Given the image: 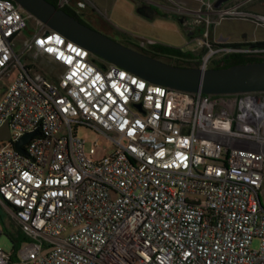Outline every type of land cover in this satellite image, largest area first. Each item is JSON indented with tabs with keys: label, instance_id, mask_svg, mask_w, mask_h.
Segmentation results:
<instances>
[{
	"label": "built area",
	"instance_id": "obj_1",
	"mask_svg": "<svg viewBox=\"0 0 264 264\" xmlns=\"http://www.w3.org/2000/svg\"><path fill=\"white\" fill-rule=\"evenodd\" d=\"M220 15L264 24L237 5ZM28 28L22 7L0 0V80L17 70L0 101V127L11 130L0 141V199L28 237L13 253L0 246V264H264V91L152 83L99 66L52 29L19 52ZM194 44L203 49L189 60L203 69L232 53L264 58L263 45ZM40 57L58 72L39 71ZM81 126L117 150L98 158ZM35 130L22 153L16 142Z\"/></svg>",
	"mask_w": 264,
	"mask_h": 264
},
{
	"label": "water",
	"instance_id": "obj_2",
	"mask_svg": "<svg viewBox=\"0 0 264 264\" xmlns=\"http://www.w3.org/2000/svg\"><path fill=\"white\" fill-rule=\"evenodd\" d=\"M14 1L49 29L60 32L106 62L136 73L152 83L183 91L216 95L264 91V61L206 69L199 66L176 65L114 39L48 0ZM218 1L216 7L221 8L222 4L229 0ZM148 16L151 17V14ZM37 133L38 130H35L22 136L16 142L18 150L26 153L24 145ZM10 138V127L5 124L0 127V141Z\"/></svg>",
	"mask_w": 264,
	"mask_h": 264
},
{
	"label": "rangeland",
	"instance_id": "obj_3",
	"mask_svg": "<svg viewBox=\"0 0 264 264\" xmlns=\"http://www.w3.org/2000/svg\"><path fill=\"white\" fill-rule=\"evenodd\" d=\"M89 1V0H88ZM93 2H99L101 10L106 16L114 22L115 26H105L104 30L110 32L109 36L116 40L124 39L123 33H127L132 36L134 43H141L142 41H155L172 46L182 47L185 50H192L193 53H198L200 49L196 44H189L186 31L180 21L169 14L165 10L158 12L153 18H147L138 12V5L140 0H92ZM168 1L170 0H159ZM255 6L261 7L262 1L255 0L253 3ZM29 16V28L24 31L16 42V49L19 52L23 51L25 39L32 36L33 33L45 31L49 29L48 26ZM217 29L220 33L228 34V31L234 34L238 39L243 38L244 34L251 35L253 32H258L264 37V24L257 22L254 19H245L230 16L225 18L217 25ZM106 33L105 31H103ZM107 34V33H106ZM137 49V48H136ZM35 65L39 71L46 75H53L58 72V68L55 64L51 63L47 57H40L35 59ZM172 63L177 62L175 59L170 60ZM194 65V64H193ZM17 70L12 69L11 73L4 76L0 80V101L3 98L7 87L14 81ZM79 135L85 139L86 147L89 149L98 146V158H104L111 156L116 150L117 146L114 141L103 133L96 132L86 126L79 128ZM261 200L264 205V186L261 190ZM11 213L0 204V224L2 220L7 224L9 233L18 234V223L14 219L11 220ZM9 233L5 230L0 236V246L8 253L15 251L13 242L10 239ZM260 244L259 239L254 240L253 246L258 247Z\"/></svg>",
	"mask_w": 264,
	"mask_h": 264
},
{
	"label": "flooded vegetation",
	"instance_id": "obj_4",
	"mask_svg": "<svg viewBox=\"0 0 264 264\" xmlns=\"http://www.w3.org/2000/svg\"><path fill=\"white\" fill-rule=\"evenodd\" d=\"M233 1L234 0H229L224 2L221 8L216 7V4L219 1L215 0L210 6H202L200 10H184L180 7H177L174 11L167 10L166 13H172L171 15L176 17L183 25L189 44H194L196 40L200 39L212 47H217L221 42H226L234 46L244 44H262L264 46V38L261 40L252 41L249 39L248 34H244L243 38L235 40L232 38L231 34H224L218 31L217 25L220 22V18H222L220 12L222 9L232 7L230 5ZM250 1L253 0H247L246 3ZM168 3V1H161L156 6L154 12L158 13L162 12L163 10L166 11V8H169ZM100 5L101 4L99 2H93L92 0H67L62 8L69 11L70 14L74 15L82 22L103 32L105 26L113 27L115 24L101 10ZM139 10L146 13L147 15H153L152 12H150V10L144 6H140ZM225 57L226 56H224L223 59Z\"/></svg>",
	"mask_w": 264,
	"mask_h": 264
},
{
	"label": "trees",
	"instance_id": "obj_5",
	"mask_svg": "<svg viewBox=\"0 0 264 264\" xmlns=\"http://www.w3.org/2000/svg\"><path fill=\"white\" fill-rule=\"evenodd\" d=\"M50 2H52L53 4L58 6L59 0H48ZM66 10V9H65ZM67 11V10H66ZM69 12V11H67ZM122 37L124 39H121L120 41L125 43L128 46H131L133 48H137L141 51H143L144 53H147L151 56L157 57L159 59H162L166 62L172 63L170 60L175 59L177 62H173L172 64H176V65H181V66H194L193 62H191L189 59L192 58L194 56V53L192 50H185L182 47H177V46H172V45H168V44H164V43H160V42H154L149 44L148 48H141L139 47L138 43H134L132 36H130L127 33H123ZM92 59L94 62H96L99 66L105 67L107 64H109L108 62H106L104 59L93 55ZM182 61V62H180ZM251 61H264V58H258V57H251V56H247L246 54L243 53H232L230 55H227L224 59H223V63L221 65H216V67H228L234 64H238V63H247V62H251ZM0 204L3 205L4 208H11V206L0 199ZM6 208V209H7ZM14 217L12 216L11 220L14 221ZM1 226L3 231H7L9 233V229L7 227L6 222L4 221V219L2 220ZM19 232L18 234H14V233H9L10 235V239L13 242L14 248L18 249L19 246L22 244V242L28 240V237L25 235V233L21 230V228L19 227Z\"/></svg>",
	"mask_w": 264,
	"mask_h": 264
},
{
	"label": "crops",
	"instance_id": "obj_6",
	"mask_svg": "<svg viewBox=\"0 0 264 264\" xmlns=\"http://www.w3.org/2000/svg\"><path fill=\"white\" fill-rule=\"evenodd\" d=\"M215 0H170V2L168 3L169 8H166V12L167 10H172L174 11L177 7H180L182 9H193V10H200V8L202 6H210ZM247 0H234L230 6H240V9L253 13V14H261L264 15V0H260L262 1V6L259 7L258 5H254L253 3L255 2V0L247 2ZM160 3L159 0H140V3L138 5V12L147 17V18H153L157 13L154 12L156 6ZM140 6H144L146 7L148 10H150V12H152V16L149 17L146 13L142 12L139 10ZM169 15H171L172 13H167ZM173 16V15H171ZM230 16H226L225 18H228ZM236 17V16H233ZM225 18H220V22H222ZM238 18H242V17H238ZM248 19V18H245ZM251 19V18H250ZM219 22V23H220ZM107 34H110V32L104 30ZM228 34H231L232 38L237 40L238 38L234 36L233 33H231V31H228ZM264 37H262L258 32H253L251 33V35H249V39L252 41H257V40H261ZM153 41V40H151ZM155 42V41H154Z\"/></svg>",
	"mask_w": 264,
	"mask_h": 264
}]
</instances>
